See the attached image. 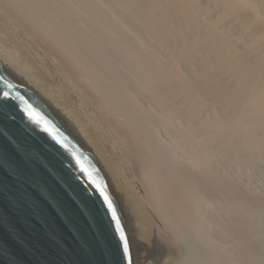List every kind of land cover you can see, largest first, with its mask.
<instances>
[{
	"label": "bare ground",
	"instance_id": "6f19581e",
	"mask_svg": "<svg viewBox=\"0 0 264 264\" xmlns=\"http://www.w3.org/2000/svg\"><path fill=\"white\" fill-rule=\"evenodd\" d=\"M0 62L69 120L110 178L133 264L204 234L206 197L247 203L215 171L227 155L264 159V0H0ZM227 211L219 239L262 247L247 213ZM209 253L183 264H222Z\"/></svg>",
	"mask_w": 264,
	"mask_h": 264
},
{
	"label": "water",
	"instance_id": "95a60500",
	"mask_svg": "<svg viewBox=\"0 0 264 264\" xmlns=\"http://www.w3.org/2000/svg\"><path fill=\"white\" fill-rule=\"evenodd\" d=\"M81 164L112 202L120 230ZM0 264H133L110 178L69 120L1 62Z\"/></svg>",
	"mask_w": 264,
	"mask_h": 264
},
{
	"label": "rangeland",
	"instance_id": "374dc122",
	"mask_svg": "<svg viewBox=\"0 0 264 264\" xmlns=\"http://www.w3.org/2000/svg\"><path fill=\"white\" fill-rule=\"evenodd\" d=\"M206 4L207 3L204 4V2H202V11L204 10L203 11L204 14H207L206 9H207L208 4L207 5ZM203 6H205L206 8L204 7L205 8L204 9ZM203 18H204V16H203ZM227 25L228 26L226 27V29L232 28L231 30L233 31V33L235 32V36H239L240 33L242 35V31L240 29H237L238 27L236 25H234V23H228ZM229 25H231V26H229ZM234 147H235L234 148V150H235L236 146H234ZM232 150H233V148H232ZM232 150H229V151L233 155H235L232 152ZM239 158L242 160V163H241ZM220 159H221V161H220ZM220 159H218L219 164L217 163L218 166L216 167V171H215L216 172V178H217V180L219 178L221 183L222 184L225 183L227 187L231 188L233 186L232 188L240 191V193L242 192L241 193L242 196L248 200L247 203H245V206L243 207V209H240V208L238 209L236 202L235 203L230 202L231 205H227V208L226 207L224 208L225 202L223 201L222 196H220L219 199H217V200L216 199L213 200V198H212V200H213L212 202H211L210 196L206 197L208 201H206V199H205V203L206 202H208V203H206V205L203 206V209H205L204 213H206V210H207V213L205 214V216H207L209 214L207 218L208 219L211 218V219H213V221H211L209 219L210 222L208 223L209 224L208 226H207V222L204 223L205 225L204 224L200 225V227L202 226L200 231H202V229H203V232H205L207 230L206 231L207 233L206 232L204 233L205 236H204V234H198L197 236L196 235H185V237H182L181 240L179 241V245H180L179 249L180 250L182 249L180 251L181 254H177L178 251H176V252L172 251L171 247H169L167 245H163V246L159 247L158 249L149 248V249H147V253H146V255H148L147 259L149 260V261H147V263L150 262L151 264L152 263L153 264H156V263L163 264L164 261H167V260L171 261L172 259H175L177 256H179V257H177V259L175 261L183 264V263L187 262L188 260H190V258L194 257V255H195V257H198L202 254L209 253L211 250V252L209 254H212V255L215 254L216 257H218L219 260L222 262V264L223 263L224 264H240V263L246 264L247 261L249 263H250V261L254 262L253 264H264V259H263L264 258V206L255 205L254 203H252L253 198H255L256 196L258 198H260V197L264 198V159H262V160L256 159L255 161L258 160L257 161L258 163L254 162V160H253L252 164L250 163V161H246L247 163L249 162L250 165L246 164V162L244 163L243 158H241V156H238V155L234 156V158H233V156L231 157V155H227V156H225L224 159H222L221 157H220ZM225 159H227V160H225ZM229 184H230V186H229ZM214 202H217V203H214ZM220 202L221 203L223 202L224 204L222 203L223 204L222 205V204H220ZM212 204H214L213 207L211 206V209L213 208V211L210 209V207L207 208L208 206H210ZM215 205H217V206H215ZM220 206H221V208H220ZM235 208L238 209L240 212L245 213V215L247 213L246 216L249 219V222L254 225L255 229L258 230L257 232L261 231L259 233V236L261 239L260 246L263 243L262 247L258 246L260 248L256 247L253 250L252 249L253 246L249 247L250 244L249 243L247 244V240H246V242L242 243L239 241L232 242L231 240L229 241V239L228 240H226V239L223 240V238L219 239V237L217 235V231H215V226H217L216 227V229H217L218 223L219 224L220 223L223 224L224 222L227 223V221H229V219L227 217L228 216L227 210H229L231 212L232 211L237 212L238 210L236 211ZM224 209L225 210L227 209L226 213H225ZM208 210H210V213ZM214 211H216V212H214ZM211 213H212V215H210ZM225 214H226V216H225ZM218 215L220 216V218ZM214 221H215L216 225L214 224ZM216 221L217 222L219 221V222L217 223ZM211 222H213V223H211ZM200 224H202V223H200ZM205 228H207V229L204 230ZM210 229L211 230L213 229L211 233L209 232V231H211ZM209 234H210V238L208 237ZM202 235H203V237H202ZM206 237L208 238V240L206 239ZM213 247H214V249H213ZM207 250H209V252H207ZM217 251H219V252H217ZM253 251H254V254H253ZM249 252L253 255L250 256L251 254H249ZM174 255H176L175 258H174ZM249 257H250V259L247 260ZM251 258H253L254 261H252ZM150 263H148V264H150ZM249 263H247V264H249Z\"/></svg>",
	"mask_w": 264,
	"mask_h": 264
},
{
	"label": "snow or ice",
	"instance_id": "6c2138e0",
	"mask_svg": "<svg viewBox=\"0 0 264 264\" xmlns=\"http://www.w3.org/2000/svg\"><path fill=\"white\" fill-rule=\"evenodd\" d=\"M27 113L30 119L35 120L36 123H43L44 124V130L46 132H51L52 129L48 126L47 121H44L42 117L38 115L31 107L27 109ZM77 163H80L77 161ZM81 170L88 173L89 178L91 179V182L96 186V188L100 191V194L103 196V199L107 205L108 210L111 212L113 220L116 222V228L117 230H120V224L119 219L117 217L116 211L112 206V202L108 199L107 195L104 194L103 189L101 188L100 184L92 178V174L88 172L86 168L81 164ZM121 239H124L123 232L121 231ZM124 250L127 251V244H124Z\"/></svg>",
	"mask_w": 264,
	"mask_h": 264
}]
</instances>
